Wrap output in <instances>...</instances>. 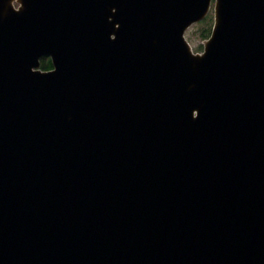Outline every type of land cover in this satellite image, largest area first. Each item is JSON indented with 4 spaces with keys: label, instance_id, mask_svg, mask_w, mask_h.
<instances>
[{
    "label": "water",
    "instance_id": "water-1",
    "mask_svg": "<svg viewBox=\"0 0 264 264\" xmlns=\"http://www.w3.org/2000/svg\"><path fill=\"white\" fill-rule=\"evenodd\" d=\"M0 264H264V0H0Z\"/></svg>",
    "mask_w": 264,
    "mask_h": 264
},
{
    "label": "trees",
    "instance_id": "trees-1",
    "mask_svg": "<svg viewBox=\"0 0 264 264\" xmlns=\"http://www.w3.org/2000/svg\"><path fill=\"white\" fill-rule=\"evenodd\" d=\"M213 23V16L208 15L202 21L196 23L195 27L198 29L200 39H207L210 35ZM40 69L42 71H48L52 69V63L49 57H43L40 60Z\"/></svg>",
    "mask_w": 264,
    "mask_h": 264
},
{
    "label": "rangeland",
    "instance_id": "rangeland-1",
    "mask_svg": "<svg viewBox=\"0 0 264 264\" xmlns=\"http://www.w3.org/2000/svg\"><path fill=\"white\" fill-rule=\"evenodd\" d=\"M14 7H18L17 2H13ZM208 15L212 16V8L209 10ZM206 16V17H207ZM196 25V24H195ZM195 25H192L184 34L185 38L191 45V48L194 52H201L203 49V43L205 42L204 39H200L198 34V29L195 27Z\"/></svg>",
    "mask_w": 264,
    "mask_h": 264
}]
</instances>
